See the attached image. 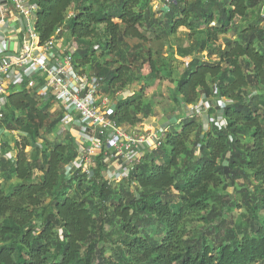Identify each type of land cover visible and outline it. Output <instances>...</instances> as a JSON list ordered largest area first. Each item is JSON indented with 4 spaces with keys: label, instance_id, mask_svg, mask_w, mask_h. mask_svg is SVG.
Instances as JSON below:
<instances>
[{
    "label": "trees",
    "instance_id": "trees-1",
    "mask_svg": "<svg viewBox=\"0 0 264 264\" xmlns=\"http://www.w3.org/2000/svg\"><path fill=\"white\" fill-rule=\"evenodd\" d=\"M149 1L123 0L115 6L114 0H33L37 9L34 29L40 45H43L54 37L55 31L64 25L68 14L73 11L67 21L66 36L82 46L77 50L79 65H88L91 49H100V57H104L116 52L121 38L145 40L141 28L146 20L144 10ZM260 1L262 7L264 0ZM250 3L251 0H229L228 8L224 7L216 19L206 9L199 24L191 22L190 11L184 6L177 16L171 17V34L179 28H205L200 49L210 48V54L218 52L220 61L226 66L223 72L218 63L208 64L200 60L188 63L175 82L173 100L177 109L200 101L214 103L225 99L227 106L220 114L226 126L219 128L215 125L214 132L201 135L203 125L200 122L195 118L184 119L165 134L158 151L143 155L128 175L142 196L135 210L121 202L111 207V219L117 220L119 225L114 236L116 239L112 242L115 250L111 255H105L108 247L113 249L111 245L98 247L104 240V230L102 221H96L87 204L85 191L91 188L84 186L89 180L78 174L64 176L66 161L70 160L65 157L69 152L66 140L46 143L44 149L36 147L30 157L26 154L30 144L34 145L40 138L39 130L48 120L47 114L39 109L43 97L37 95L36 89L23 87L20 90L18 87L24 86V82L8 91L4 110L6 137L14 131L22 132L23 136L22 143L16 145L15 159L4 157L9 151L7 142L3 153L0 152V166L6 169L4 177L0 174V264L264 262V216L262 219L256 217L260 212L264 215V117L258 114L257 105L259 102L264 108V45H257L255 38L251 37L257 32L252 25L243 30L237 40H227L222 48L217 47L219 37L229 33L232 22L247 15ZM259 14L264 19L261 9ZM215 21L217 24L209 27ZM148 63L150 75L154 77L157 72L152 62ZM126 70L125 67H100L95 68V75L105 79V89L109 91L118 85L124 86ZM220 75L223 76L221 81L218 79ZM250 91L257 94L246 97ZM208 113L216 116L214 109ZM150 115L143 88L126 98L115 99L110 113L118 125L130 128L138 127L142 119ZM240 129L250 132L249 145H243L238 138ZM194 134L197 136L195 144H200L197 155L190 147ZM230 154L241 157L240 165H237L235 157H229L227 161L223 159ZM160 159L162 162L157 163ZM180 159L184 162L181 168ZM236 166L248 170L259 186L250 209L253 229L234 244L223 243L221 239L215 244H207L203 236L192 239L185 231L186 221L212 206L213 192L222 186L224 176L231 172L236 175ZM104 168L106 166L97 160V173ZM34 170L40 173L38 179ZM177 170L182 175L179 180ZM11 178H15L17 183L11 194L6 195L2 182ZM74 187L78 190L84 187L85 191L77 194ZM105 189L103 186L99 189L98 195L102 200L109 192ZM171 190L182 197L178 206L172 201ZM46 199L48 203H45ZM135 212L155 219L162 232L159 239L150 242L147 235L144 236L132 223ZM95 230L98 231L97 238H94ZM59 231L62 240L56 239Z\"/></svg>",
    "mask_w": 264,
    "mask_h": 264
},
{
    "label": "rangeland",
    "instance_id": "rangeland-1",
    "mask_svg": "<svg viewBox=\"0 0 264 264\" xmlns=\"http://www.w3.org/2000/svg\"><path fill=\"white\" fill-rule=\"evenodd\" d=\"M122 1L123 0H114L113 4L118 6ZM178 1L180 2H178V4L176 3L174 8H171L173 6L171 5L168 10H161L156 0L149 1L144 10L146 20L141 28L145 35V40L139 41L137 39L121 38L116 52L113 55L104 57H100V49H91L88 52V60L90 61L88 65L80 66L77 62L78 57H80L77 50H80L82 46L78 43H74L72 40H68L67 36L64 35L65 40H67L70 46L76 48L73 57L75 64L86 74L90 76L95 75V68L100 67H105L106 69L108 66H110V69L118 67L127 68L123 75V87L118 85L114 89L107 91L105 86L103 89V95L107 97L109 103H112L117 98L131 96L141 88L144 89V98L149 104L151 115L142 119L141 124L136 127L139 131H145L149 128L165 127L167 124L169 125V119L179 110L173 100L175 82L184 73L188 63L194 60H200L208 64L218 63L221 64L222 71H226V66L220 61L218 52L210 54V48L200 49V42L205 37L206 33L205 28H179L174 34H171L169 33V22L172 16H177L183 6L190 11L191 22L195 24L202 22V15L206 9H208V12H211L216 19L220 16L224 7L225 9L228 8L227 2L229 0ZM261 4L262 1L260 0H251L247 15L244 18H236L232 22L229 33L225 37H219L217 47L222 48L227 40H237L241 36V32L243 30H248L252 25L255 26L254 31L257 32L252 34L251 37L255 38L257 45H264V19H262L259 14ZM72 12L73 11H70L68 16L71 15ZM32 21H34L33 18ZM215 24H217V21L210 24L209 27H213ZM148 61L152 62L154 69L157 72L154 77L150 75ZM222 78L223 76L220 75L218 78L219 81H221ZM144 79H146V81ZM23 87L25 86H19L18 88L21 90ZM255 94H257L256 91L245 96L248 97L249 95ZM257 105L258 114L263 118L264 108L259 102ZM39 109L47 114L48 120L39 130L40 138L35 140L34 145L30 144L26 149L28 157L33 155L36 147L44 149L47 147L46 143L52 144L64 139L69 145V152L65 156L66 160L68 157L70 159L69 161L75 159L77 154L76 143L72 138V134L61 127L60 107L50 100L42 98ZM210 115H212V113L206 115L210 118H206L204 115L193 117L200 123L202 119L201 117L205 120L202 124L203 129L201 130V135L203 133L215 131L214 128H216L215 125L217 126V119L214 115L211 118ZM262 126L264 128V118ZM127 128L130 131L131 128ZM175 128V125L170 126L167 131L169 132ZM22 136V132L16 131L11 132L10 135L8 134V138L4 140L9 144H6L9 150L4 156L6 159L10 157L11 159H15L17 155L16 145L22 143ZM249 136L250 132L246 129H240L238 138L243 145L250 144ZM71 139L73 140V144ZM191 139L192 142L190 147L193 154L197 155L200 148V144H195L197 136L194 134ZM4 144L5 143L0 145V152L2 153V150L6 147ZM159 149L160 148H157L155 151L149 150L148 155H150V153L154 154V152ZM229 157H235L237 165H240V156H237V154L232 156L230 154L223 159L227 161ZM69 161H66L67 164L70 163ZM156 162L160 163L162 161L160 159ZM179 163V168H181L184 162L180 159ZM31 165H34L35 167L37 166L34 162H31ZM235 170L237 171L235 173L236 175L231 172L224 176L222 186L213 192L214 197H212L211 201L212 206H209L205 212L194 216L193 218H189L186 221L185 231L189 232L192 239L203 236L207 244H215L219 239H221L223 243L234 244L237 240L247 236L253 229L252 224L254 220L252 219L253 217L250 209L253 207L254 197H256V194L259 192V186L254 183L251 173L248 170H245L244 168L242 169L238 166L235 167ZM5 171L6 169H2L0 166L1 177H4ZM97 172L96 168L93 169L91 179L85 182L84 187H90V191H85L84 187L79 190L77 187H74L73 191L77 194H81L82 191H85L87 204L89 208H91L94 217L97 219L96 221H102L101 225L104 230V240L98 245V247L102 245H111L113 249L108 247L105 251V255H111L114 253L113 250H115V247L112 244L116 239V237L114 238L115 232L119 229L117 220L111 219L112 205L121 202L124 206H130L135 210L136 205L139 203L142 196L140 191L135 189L133 182L129 181V177L117 181L114 179L112 173L105 168L99 170V174ZM175 172L178 180L182 178L179 170ZM33 173L37 179L40 177V173H37L36 170H34ZM2 184L4 186L5 194L8 195L11 192L8 188L10 185L9 182L3 181ZM101 186L105 187L106 191L109 190L105 196L106 198H104L105 200H102L98 195ZM170 193L173 195V197H171L172 201L178 206L182 201V197H178L175 190H171ZM163 199L167 200L168 198L163 197ZM48 201L49 200L46 199L45 203H48ZM263 216L264 215L261 212L256 214V217H259V219H262ZM132 223L136 225L144 236L147 235L150 242L159 239L161 236V228L157 225L154 218H146L135 212L133 214ZM93 233L94 238H97L98 231L95 230ZM57 234L58 236L56 239L62 240V233L59 231ZM257 264H264V262Z\"/></svg>",
    "mask_w": 264,
    "mask_h": 264
},
{
    "label": "built area",
    "instance_id": "built-area-1",
    "mask_svg": "<svg viewBox=\"0 0 264 264\" xmlns=\"http://www.w3.org/2000/svg\"><path fill=\"white\" fill-rule=\"evenodd\" d=\"M156 2L161 10H168L177 0ZM36 12L33 0H0V145L7 139L4 127L6 96L21 82L26 89H36L37 95L60 107L61 127L72 134L77 147L75 159L64 167L66 177L78 174L90 180L98 160L115 180L126 179L146 152L161 147L170 126L211 109L216 112L217 126H226L220 114L227 106L225 99L181 106L165 127L145 131L134 127L129 131L118 125L110 117L115 100L109 103L103 95L105 79L90 76L77 67L73 58L76 48L62 42L72 14L55 31L54 37L40 45L34 29ZM261 16L264 17V1Z\"/></svg>",
    "mask_w": 264,
    "mask_h": 264
},
{
    "label": "crops",
    "instance_id": "crops-1",
    "mask_svg": "<svg viewBox=\"0 0 264 264\" xmlns=\"http://www.w3.org/2000/svg\"><path fill=\"white\" fill-rule=\"evenodd\" d=\"M62 42H64V44H67L68 42H67V40H65L64 39V41L62 40ZM204 102L203 101H200L199 102V104H203ZM209 112V111H208ZM208 112H205V113H201L200 115H204V117H206V118H210L209 116H206L207 114H209ZM211 116V118H212V116L213 115H210ZM202 119H201V124H203L204 123V121L205 120H203L204 118L203 117H201ZM73 139H74V137H72ZM16 179L15 178H11L10 180H8L7 182H9V186H8V188L11 190V192H12V189H13V187L15 186V184L17 183L16 181H15ZM11 192L8 194V195H10L11 194Z\"/></svg>",
    "mask_w": 264,
    "mask_h": 264
},
{
    "label": "water",
    "instance_id": "water-1",
    "mask_svg": "<svg viewBox=\"0 0 264 264\" xmlns=\"http://www.w3.org/2000/svg\"><path fill=\"white\" fill-rule=\"evenodd\" d=\"M19 22H20L21 29L24 30V25H23V22L20 18H19Z\"/></svg>",
    "mask_w": 264,
    "mask_h": 264
}]
</instances>
